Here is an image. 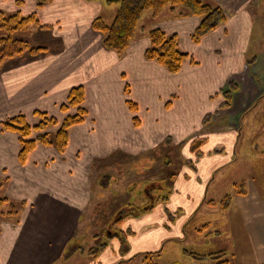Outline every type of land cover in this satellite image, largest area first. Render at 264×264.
Returning a JSON list of instances; mask_svg holds the SVG:
<instances>
[{"label": "crops", "instance_id": "1", "mask_svg": "<svg viewBox=\"0 0 264 264\" xmlns=\"http://www.w3.org/2000/svg\"><path fill=\"white\" fill-rule=\"evenodd\" d=\"M105 1L50 0L38 7L37 0L17 5L15 0H0L6 12L32 11L40 25H50L45 51L24 53L20 63L5 65L10 68L1 76L3 113H21L34 124L44 112L60 122L64 114L76 113L62 105L69 89L78 85L85 111L68 127L62 150L36 143L23 163L18 160V134L0 128L2 193L23 204L16 221L0 223V264H54L61 259L70 242L79 239L77 229L93 202L91 185L102 177L99 170L131 163L125 172L130 182L136 179L133 167L145 169L148 179L162 160L160 153H178L180 163H172L171 155L166 159L171 192L157 202L156 197L151 208L132 215L123 226L124 238L131 233L127 249L135 252L137 247L155 249L164 241L178 244L200 205L223 192L220 182L229 167L242 156H263V147L241 141L243 118L254 117L264 97L261 0H203L221 7L225 20L197 41L193 33L200 16L178 15L180 7H166L155 18L147 12L120 54L106 48L102 33L91 26L104 7L111 8ZM114 14L101 18L110 23ZM154 27L175 34L179 49L189 55L177 71L145 56L147 31ZM32 40L33 45L42 42ZM230 85L234 87L226 99ZM247 124L256 129L249 118ZM253 133L256 136V130ZM192 138L201 139L199 154L192 150ZM245 189L236 197L247 195ZM145 192L150 197L153 191Z\"/></svg>", "mask_w": 264, "mask_h": 264}, {"label": "rangeland", "instance_id": "2", "mask_svg": "<svg viewBox=\"0 0 264 264\" xmlns=\"http://www.w3.org/2000/svg\"><path fill=\"white\" fill-rule=\"evenodd\" d=\"M20 3L21 0H15L16 5ZM261 3L262 9L264 10V0H261ZM116 4L118 6L117 2ZM116 4L114 1L109 2L107 5L111 6V8L105 5L106 7L102 9L101 17H108L110 13L112 17L116 11L114 8ZM0 10L3 9L0 8ZM14 12L19 11L14 10L7 13ZM36 30L38 28H35V25L31 24L27 30L19 32L18 36L32 45L34 43L32 38H37L42 41L40 44L45 46L47 43L45 37L49 33L48 29L39 32ZM2 34L4 33L0 32V35ZM19 56L5 59L0 64V99L4 91L2 86L3 78L1 76L8 68L13 67L15 63H20ZM7 64L11 66L5 67ZM257 106L258 109L255 111L256 115L254 117L253 115H249L250 117L245 116L243 118L244 125L242 124L241 126V129H243L241 141L246 144L247 141L252 140L254 141L252 142L254 147L258 145L264 148V126L262 130L259 128V125H264V97L259 99L255 108ZM69 108L70 111L68 113L77 112L76 106H70ZM4 113L0 108V128L2 121L8 120L14 115L21 114L15 113L7 115ZM66 116L64 114L62 117L66 118ZM248 118L254 125L257 124L256 129L254 126H248ZM38 121L33 122L34 124L28 123L31 126L37 124ZM61 122L62 120L60 122L57 121L56 124L50 125L43 131H32L31 136L35 137L42 132L54 134L58 130ZM193 123L196 124L197 121ZM186 128L187 125L183 123V129ZM255 130L256 136L253 133ZM192 142H194L193 138L190 141L191 145ZM159 155L162 160L160 164L158 163L159 165L157 164L153 168L155 169V173L148 179L144 178V175H148L145 169H136L133 167L130 170L134 172L136 179L130 182V178L126 177L125 172L128 170V167L130 168L131 163L127 164L124 162L122 163L123 167L116 170H99L102 177L99 178L97 176L96 184L91 185L93 202L88 205L82 217L81 225L77 229L76 236L79 239L78 241H71L66 252L62 254L63 257L54 262V264H145L143 257L146 252H152L158 248H161L159 254H152V261L155 264H221L219 262L225 259L229 261V264H264V153L261 160L259 159L261 156L259 154L255 157L254 155L242 156L239 161L229 167L231 169L225 172L220 182L221 191L223 190V192L214 196V204L204 202L200 205L197 210V216L191 221H188L185 226L187 230L186 235L177 238L176 242L178 244L175 245L164 241V244L162 243V245L155 249L140 250V247H137L135 252H133L127 249L129 239L127 237L131 233H128L124 240H122L123 237L121 236L112 237L109 234L124 230L123 226L132 217L130 212L133 210H131V207L136 206L134 208L135 212H138L139 209L144 211L143 208L149 199V196L145 192L146 188L152 189L153 195L157 197L155 202L171 192L170 181L168 176H166L168 173L167 169L170 168H167V160L170 159L171 155L172 163L174 161L177 164L180 163L178 162V153L169 151L167 155L164 153H160ZM110 174H113L115 177L110 178ZM92 176H95L94 173L90 176L91 180L94 181V177L92 178ZM242 181H244L245 188L248 190L247 195L236 197L238 196L236 193V184L239 185ZM249 181L250 183H248ZM4 184V180L0 178V198L5 197L2 193V185ZM98 191H101L100 194L97 193ZM131 191H134L133 196L130 194ZM227 194L231 196V203L229 207L222 209L220 207V201ZM12 201L14 203L7 202L0 206V223L17 220V213L20 212L23 204L11 199L10 202ZM9 210H15V212L13 211L9 214ZM123 210H125L124 213H122ZM120 213H122L123 217L122 221L118 224L116 217ZM196 228L198 230H195ZM218 250H225V253L220 255L213 254ZM94 251H96V254Z\"/></svg>", "mask_w": 264, "mask_h": 264}, {"label": "trees", "instance_id": "3", "mask_svg": "<svg viewBox=\"0 0 264 264\" xmlns=\"http://www.w3.org/2000/svg\"><path fill=\"white\" fill-rule=\"evenodd\" d=\"M50 0H37V6H41ZM108 2H117L118 7L114 14L113 20L110 23H106L100 16L95 17L92 20L91 26L94 30L102 33L103 45L111 50H114L118 54L123 52L129 45L130 41L135 36L138 23L145 12H150V15L155 18L158 17L164 8L169 7L174 9L178 6L180 10L177 11L178 15L192 14L200 16V23L196 27L193 33V39L197 41L204 33L213 29L225 20V14L221 7L211 6L203 0H106ZM19 3V1H18ZM33 24L39 28L49 29L50 25H40L35 12L23 15L19 12L8 14L6 11L0 10V32L4 34L0 35V64L5 59H10L14 56H19L24 53L30 55H37L47 49L46 46L32 45L25 39L18 36L19 32L25 31L29 26ZM147 35L150 39V45L145 50V56L148 59H154L161 65H163L168 71H177L181 64L189 58V55L181 51L178 47V39L175 34H167L161 29L154 27L147 31ZM233 85L228 86L224 92L226 99H229L230 93L233 90ZM83 100V90L80 85L71 87L67 95L66 104L62 105L63 109H67L70 106H76V113L67 115L64 118L58 128V130L51 134L50 132H42L32 137V131H43L50 125L56 124L57 121L53 117L47 116L44 112L40 114V121L35 125H31L26 121L23 114L14 115L8 120L1 122V128L4 130L14 131L19 136L20 148L18 150V160L23 163L29 151L34 147L36 143L53 144L59 150H62L67 143V129L70 125L79 122L83 114L85 113L81 103ZM201 139L192 142V150H196L198 153V147ZM155 186V185H152ZM239 187V188H237ZM147 189V188H146ZM236 193H246L245 183L242 181L240 184H236ZM153 192L150 194L148 203L143 210L151 208L153 200H155ZM152 199V200H150ZM231 196L225 195L223 200L220 201V207L225 209L229 206ZM11 199L7 197L0 198V206L10 202ZM211 204L215 202L213 200L208 201ZM136 206L131 210L132 215L141 213L139 209L135 212ZM129 210V208H128ZM15 212V210L8 211ZM125 210L122 211L124 213ZM17 213V212H16ZM122 213L116 217V222L119 224L122 221ZM128 213V214H130ZM198 230V228H196ZM119 233V234H118ZM112 237L121 236L124 240V233L122 230L119 232L109 233ZM109 235V236H110ZM161 248H158L152 252H146L143 257L145 264H155L152 261V254H159ZM225 250L216 251L215 255L224 254ZM219 263L229 264V261L225 259ZM233 264V263H232Z\"/></svg>", "mask_w": 264, "mask_h": 264}, {"label": "flooded vegetation", "instance_id": "4", "mask_svg": "<svg viewBox=\"0 0 264 264\" xmlns=\"http://www.w3.org/2000/svg\"><path fill=\"white\" fill-rule=\"evenodd\" d=\"M115 237H118V236H115Z\"/></svg>", "mask_w": 264, "mask_h": 264}]
</instances>
